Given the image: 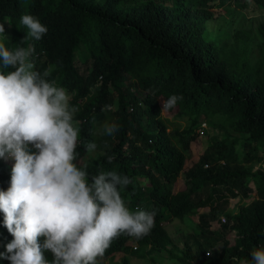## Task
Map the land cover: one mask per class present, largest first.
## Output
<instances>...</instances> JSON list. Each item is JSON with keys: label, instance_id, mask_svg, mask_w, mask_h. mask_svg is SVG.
<instances>
[{"label": "trees", "instance_id": "16d2710c", "mask_svg": "<svg viewBox=\"0 0 264 264\" xmlns=\"http://www.w3.org/2000/svg\"><path fill=\"white\" fill-rule=\"evenodd\" d=\"M252 1L264 10V0ZM232 2L237 0H0L6 46H34V70L42 73L51 66L47 79L74 93L70 105L79 109L74 116L80 121L79 164L90 175L103 169L129 176L132 182L121 189L129 210H155L149 235L139 240L121 235L99 264H133L148 257L160 264L163 253L174 264H240L264 247V168H248L264 161V23L257 27L259 56L250 60L249 32L212 35L207 28L219 17L216 5ZM25 14L47 26L39 41L23 39L28 29L20 17ZM82 48L85 59L79 58ZM170 95L183 99L161 110ZM106 104L115 110L102 111ZM170 116L189 125H174ZM203 120L221 137L207 136L204 154L185 171L186 152ZM105 122L120 126L114 137L98 134ZM90 141L99 146L91 155L84 148ZM109 155L115 156L112 163ZM11 167L0 158V190L10 186ZM181 172L183 190L175 192ZM251 193L253 200L235 213L219 210L222 199ZM186 219L194 226L180 249L166 227ZM12 239L0 213V252ZM45 257L51 260V253ZM0 264L9 261L0 259Z\"/></svg>", "mask_w": 264, "mask_h": 264}, {"label": "clouds", "instance_id": "9594fccd", "mask_svg": "<svg viewBox=\"0 0 264 264\" xmlns=\"http://www.w3.org/2000/svg\"><path fill=\"white\" fill-rule=\"evenodd\" d=\"M20 24L28 29L23 39L39 41L48 31L31 14L22 15ZM4 33L0 23V158L13 163L10 186L0 190V213L13 239L0 259L9 264H99L98 258L121 235L137 240L149 235L155 210H129L121 195L132 182L129 176L103 169L90 175L79 164L80 121L74 119L79 109L70 105L74 93L47 79L51 66L42 73L34 70V46L10 50ZM182 99L170 95L161 110L175 108ZM101 110L115 109L106 104ZM119 128L105 122L98 134L114 137ZM98 147L95 141L84 144L90 155ZM114 159L107 157L108 163ZM240 264H264V247Z\"/></svg>", "mask_w": 264, "mask_h": 264}, {"label": "rangeland", "instance_id": "374dc122", "mask_svg": "<svg viewBox=\"0 0 264 264\" xmlns=\"http://www.w3.org/2000/svg\"><path fill=\"white\" fill-rule=\"evenodd\" d=\"M95 2H98L100 4H104L106 0H93ZM216 11L219 13V17L211 20L207 23V28L212 35H217L222 30H228L231 32H234L236 30H242L249 32V37L251 38L248 48H249V59L254 60L255 58H258V43H259V34L257 32V27L259 24L264 23V10L260 9L256 6L255 3H253L252 0H237L236 3H223V5H216ZM229 25V28L227 26ZM7 27V25H6ZM1 40V38H0ZM229 43H231V40H229ZM241 44V43H240ZM244 44V42H243ZM86 57V51L82 48L79 53V58L85 59ZM253 57V58H252ZM78 66L83 68V64L78 61ZM100 81V79H98ZM165 117L166 114L162 113ZM218 122V118L214 119ZM169 121L172 122L174 125H181V128L187 127L189 125V122L187 119H181V120H175L171 116L169 117ZM201 122H204L201 121ZM206 124L208 123L207 120H205ZM209 124H207V133L201 135L200 131L198 129L195 130L197 136L196 141H194L189 150L186 152L188 155V158L185 162L184 170L187 171L190 169L204 154L205 150L208 147V141L207 136H219L221 137L220 131L215 128L209 129ZM229 133L232 136L239 137L238 134L233 133L232 131H229ZM261 154H258V157H260ZM12 161L8 160V164L12 165ZM248 168H251L252 172H257L259 170H262L264 168V161L260 162L257 161L253 164L248 165ZM249 181V180H248ZM185 182L184 173L181 172L177 182L174 185V191L178 192L183 190ZM248 187L253 189V183L251 181L248 182ZM254 198V195L251 193L248 198H243L241 196H238L237 198H226L219 201L218 206L219 210H223V212H231L235 213L237 208L241 206H245L249 204ZM206 212H208V209H205ZM219 220L223 222L225 218L223 216L219 217ZM194 226V222L191 219H186L185 222H181L179 220H174L171 224L167 225L166 230L168 234L170 235V238L172 239L173 243L177 248H184V244L186 242V235H189L192 233ZM219 223H214L213 228H218ZM189 246L191 247V251H194V248L192 244L189 242ZM119 256H115V262H118ZM153 257V256H152ZM159 259L161 260L160 264H174V261H170L166 254H160ZM158 259H156L157 261ZM159 260V261H160ZM152 259L150 257L144 259V260H138L133 259V264H152Z\"/></svg>", "mask_w": 264, "mask_h": 264}, {"label": "built area", "instance_id": "2783aa9c", "mask_svg": "<svg viewBox=\"0 0 264 264\" xmlns=\"http://www.w3.org/2000/svg\"><path fill=\"white\" fill-rule=\"evenodd\" d=\"M207 130V124L206 122H201L199 128H198V131H200V134L203 135L205 133V131ZM207 167V166H205ZM224 222V221H223Z\"/></svg>", "mask_w": 264, "mask_h": 264}]
</instances>
